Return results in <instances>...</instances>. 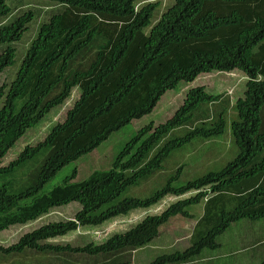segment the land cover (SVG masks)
<instances>
[{
    "label": "trees",
    "instance_id": "obj_1",
    "mask_svg": "<svg viewBox=\"0 0 264 264\" xmlns=\"http://www.w3.org/2000/svg\"><path fill=\"white\" fill-rule=\"evenodd\" d=\"M139 1L0 0V45L5 46L0 74L15 64L13 44L29 30L38 4L61 7L40 24L15 80L0 87V175L11 174L47 150L27 187L18 193L0 187V234L39 222L58 208H75L74 216L37 224L11 245L0 244V263L10 264L4 259L27 252L42 256L39 264H132L133 253L153 243L169 220L177 215L196 219L189 208L201 204L192 245L149 263L190 264L203 251L217 250L218 238L233 224L264 220V0H175L155 23L159 2L138 6ZM237 70L246 83L232 122L230 102L223 95L192 89L173 117L149 124L129 139L101 176L43 202L55 190L60 194L85 182L75 180V167L61 184L40 193L62 166L92 152L133 119L150 114L165 92L202 74ZM76 88L81 94L62 121L36 145H27L15 160L1 165L9 149L53 108L66 103ZM228 123L239 151L225 167L175 185L184 167L179 165L149 194L129 192L161 169L173 151L196 138L224 134ZM177 129L183 134L171 136ZM187 193L191 195L182 197ZM168 195L181 197L101 244L92 239L52 241L148 208ZM17 209L30 213L2 219V213Z\"/></svg>",
    "mask_w": 264,
    "mask_h": 264
},
{
    "label": "rangeland",
    "instance_id": "obj_2",
    "mask_svg": "<svg viewBox=\"0 0 264 264\" xmlns=\"http://www.w3.org/2000/svg\"><path fill=\"white\" fill-rule=\"evenodd\" d=\"M10 1V0H9ZM158 1L159 6L156 8L152 17L153 23L167 8L174 5L175 0H140L139 5H144L148 2ZM35 8L36 17L29 26V30L24 34L22 40L13 44V47L17 51L15 64L0 74V87L5 84H10L15 80L17 73L21 67L22 61L27 54V50L32 41L37 36V31L40 24L46 21L54 12L61 7L54 5L53 3H40ZM35 6V3H33ZM26 6L21 7L24 9ZM17 11V10H16ZM150 28H147L148 31ZM5 46L0 45V55L4 51ZM246 77L243 72L237 70L233 73H219L212 72L209 74L200 75L194 82L186 83L181 82L176 89L169 90L164 93L159 102L148 115H143L139 118L133 119L128 125L113 132L108 140L103 141L92 152L84 154L75 161H71L62 166L52 177L45 183L40 193H46L53 187L62 183L63 179L68 176L75 167L78 168V175L76 181H85L77 185L78 187H71L58 194L57 190L48 194L43 200L47 201L51 198H61L64 195L73 193L75 188H79L81 185L93 181L101 176L106 169L111 165L112 159L116 153L123 147V145L131 139L141 128L153 124L157 126L163 124L168 118L175 115L187 94L195 88L202 87L205 91L211 95L221 94L225 100H229L228 107L229 119L232 122L235 119L236 112L234 111V105L236 101L244 96ZM81 92L76 88L71 95L70 99L62 106L53 108L43 119V121L34 127L14 145L6 153L2 160L1 165H8L11 161L15 160L27 145H36L40 142L44 136L50 131L51 127L57 122H61L68 109L73 107L78 100ZM18 106L22 104L19 100L16 103ZM3 102L0 103V106ZM222 104H216L221 106ZM231 123H228L226 132L222 135L212 137L209 139L196 138L191 143L184 145L171 153L164 161L163 167L142 183L136 187L131 186L128 190L130 193H145L149 194L156 188L161 187L166 183V179L169 175L173 176L179 165H184L182 171L174 182L175 185H181L188 180L193 179L199 175L206 173L209 170H220L225 167L230 161H232L238 155V146L231 133ZM182 129H177L171 136L182 135ZM47 150H41L33 159L26 162L23 166L17 168L11 174L0 175V187L6 185L13 193H18L23 188L27 187L33 178V175L37 169L41 166V163L46 155ZM99 169V170H98ZM105 169V170H103ZM97 170V171H95ZM134 191V192H133ZM191 193H187L182 197H188ZM181 197V196H180ZM177 196L168 195L161 199L158 203L148 208H137L130 211L127 215L116 217V219L107 222L106 224L98 227H84L75 232H70L67 235L53 239L54 242L62 244L78 242H85L89 239L94 240L97 244H101L108 240L114 234H121L136 224H138L143 217L147 214L160 213L164 210L169 203L178 200ZM202 208L201 204L191 206L189 211L198 217L201 214L199 211ZM66 207L62 209H56L50 212L48 216L42 217L41 221L33 222L25 227H17L8 230L0 234V244H11L15 242L20 235L24 234L31 227H35L37 224H43L46 221L58 220L60 217L74 216L75 208ZM30 213V210L17 209L12 213H2V219L11 216H25ZM1 221V220H0ZM197 220L187 219L177 215L169 220L160 230L159 237L154 240L149 246L136 250L133 253L136 264H149L155 258L161 255L174 254L176 252H183L192 245L191 234ZM28 227V228H27ZM81 240V241H80ZM77 242V243H76ZM218 242L224 243L225 247L222 251L217 252L218 255H223L225 252L238 248L239 252L235 256H231L228 259H221V263L224 264H260L264 261V220L249 221L242 220L230 226V228L218 238ZM237 242V243H236ZM260 242L253 247H249L251 243ZM213 250H205L204 253H213ZM35 262V259H32ZM25 262V259H22Z\"/></svg>",
    "mask_w": 264,
    "mask_h": 264
},
{
    "label": "crops",
    "instance_id": "obj_3",
    "mask_svg": "<svg viewBox=\"0 0 264 264\" xmlns=\"http://www.w3.org/2000/svg\"><path fill=\"white\" fill-rule=\"evenodd\" d=\"M259 243L260 242H255L254 244L252 242L249 247H253L254 245H257ZM11 244H3V245H11ZM219 244L220 247L217 250H213L214 251L213 253H208L207 255H205L203 251L200 257H198L194 262H191L190 264H224L220 262L222 258L228 259L231 256H235L239 252L238 248H233L232 250L225 252L223 255H218L219 253L217 252L222 251L225 247L224 243L220 242ZM22 259H25V262L22 261ZM32 259H35V262H33ZM43 259L44 258L42 256H38L36 254L26 252L17 257H9L8 259H4V260L8 261L10 264H13L15 262L18 264H39L40 262H42ZM137 262L138 261H135V257L132 256V264H136ZM0 264H5V263H0Z\"/></svg>",
    "mask_w": 264,
    "mask_h": 264
}]
</instances>
